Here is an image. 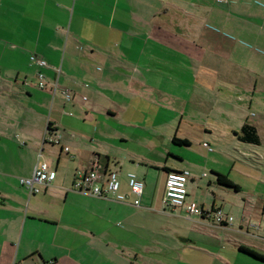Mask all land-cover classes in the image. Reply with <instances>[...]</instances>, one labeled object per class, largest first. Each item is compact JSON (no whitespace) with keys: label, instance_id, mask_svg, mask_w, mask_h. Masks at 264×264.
<instances>
[{"label":"crops","instance_id":"1","mask_svg":"<svg viewBox=\"0 0 264 264\" xmlns=\"http://www.w3.org/2000/svg\"><path fill=\"white\" fill-rule=\"evenodd\" d=\"M152 1L0 0V264H90L85 256L73 252L83 247L106 256L112 264H170L166 257H147L145 254L151 253L147 248L155 247L159 251L164 247L165 251L156 254L166 253L170 228L181 231L180 221L198 223L209 219L207 215L188 218L193 214L188 215L183 206L164 204L165 183L160 195L147 192L151 185L150 174L143 165L149 166L151 161L137 156L131 160L137 158L139 163L132 162L133 167H129L128 172L135 173L144 188L140 205H133V195L127 185L128 172L124 179L120 169L109 165V156L101 153L104 139L110 136L109 123H105L104 116L129 123L124 116L137 97L136 88H149L146 81L135 79L138 71L137 65L133 66L135 59L113 61L111 53L105 52L107 48L115 47L119 52L127 50L130 55L146 54L147 47L154 45V41L165 51L172 43L197 56L204 52L200 49L205 39L198 38V34L202 29L210 34L208 21L221 18L224 13L216 5L211 8L208 2H190L189 6L198 7L199 13L200 8L203 9L204 24L198 28L199 33L195 32L197 40H193V33H190L191 39H186L183 30L187 22L183 17L175 22L170 17L164 18L172 8L177 13H186L185 0H157L161 2L158 8L165 9L157 13L152 10ZM224 2L229 13H241L237 18L224 15V20L218 21L224 29L234 33L241 26L242 31L250 30L258 40L264 39V0ZM147 7L151 8L143 12L137 10ZM252 7L255 10L251 11ZM198 21L199 17H191L188 24ZM261 23L263 26L255 25ZM143 36L146 39L137 46V40ZM30 53L42 57L47 67L32 64ZM98 56L107 57L109 64L104 68L96 66L94 61ZM114 67L120 75H110ZM127 67L133 71L132 79H122L124 84H121V71H126ZM144 68L154 71L149 66ZM37 70L44 73L48 82L57 79L55 93L36 86ZM175 78L161 77L160 82L165 80L160 88L187 86L185 81ZM105 86L115 89L107 94L95 90ZM83 91L92 92L90 103H84L87 97ZM78 123L86 128L79 130ZM127 138L124 136L121 141ZM93 156L99 158L106 170L117 171L119 193L126 196L124 201L72 189L75 173L85 169ZM41 161L54 169L56 176L50 186H41L38 193L29 194L19 178L30 176ZM161 167L188 170L191 182L200 170L197 163L181 155L177 163L169 164L166 160ZM215 167L210 166L211 173L226 174ZM162 173L166 178V171ZM211 178L207 184L214 194L213 191L222 186L215 182L213 173ZM185 202L189 203L187 199ZM260 211L264 213V203ZM244 224L246 232L253 230ZM242 226L240 223L239 230ZM180 235L187 247H196L194 240Z\"/></svg>","mask_w":264,"mask_h":264},{"label":"rangeland","instance_id":"2","mask_svg":"<svg viewBox=\"0 0 264 264\" xmlns=\"http://www.w3.org/2000/svg\"><path fill=\"white\" fill-rule=\"evenodd\" d=\"M185 2L186 13H177L172 8L168 9L164 18L170 17L175 22L183 17L184 22H187L183 30L186 39H191L190 33H193V40H197L195 32L199 33L198 28H202L204 24L203 9L200 8L199 13L198 7L189 6L190 2H208L211 8L216 5L218 10L224 11L221 18H211L208 21L210 34L203 29L198 34V38H205L200 39L203 40L200 52H204L196 56L172 46V43L169 50L165 51L154 41V45L146 49L148 55H130L129 51L119 52L115 47L105 51L106 54L111 53L113 61L116 58L135 59L133 66L137 65L138 68L135 79L146 81L149 88H136L137 97L131 101L132 107L124 116L129 123L104 116L105 123H109L107 128L110 136L104 139L101 153L109 156V165L120 169L123 178L128 168L133 167L132 162L139 163L137 158L150 160L149 166L143 165L150 174L148 178L151 185L147 192L159 195L165 183L161 165L166 160L169 164L177 163L179 155L184 156L200 167L195 181L191 182L188 178L186 182L187 202L193 201L208 211L213 204V211L219 208L224 214L233 217L226 224L215 222L210 217L198 223L180 221L181 231L175 227L170 228L167 233V242L170 244L167 252L156 254L161 250L165 251L164 247L159 251L155 247L147 248L148 252L151 251L145 254L147 257H166L170 264H264V261L238 249L239 244L245 243L264 254V213L260 214L264 203V39L258 40L255 32L250 30L242 31L241 26L234 33L224 29L218 22L224 20V15L228 17L230 14L237 18L241 14L229 13L224 8V1ZM160 3L152 1L154 12L165 11L158 8ZM150 8L137 10L143 12ZM253 10L254 7L251 11ZM191 17H199V21L188 24ZM243 25H246L245 22ZM255 25L263 26V23ZM172 27L174 29L175 25ZM144 39V36L138 39L137 46ZM95 63L104 68L109 64V59L98 56ZM145 66L154 71H145ZM125 70L121 71V84H124L122 79H132L133 71L129 67ZM112 74L120 75V71L114 67V72L110 75ZM161 77H176L185 81L187 86L183 89H176L175 86L160 88L165 80L160 82ZM114 89L105 86L95 90L107 94ZM83 94L87 97V100H83L84 103H90L93 99L92 92L83 91ZM97 98L98 96L95 99ZM245 123L256 128L257 143L239 138L242 134L241 127ZM76 128L83 130L86 126L79 124ZM123 135L128 137L127 140L121 141ZM173 135L186 138L191 143L173 144ZM203 141L208 145H203ZM136 156V159L131 160V157ZM210 166L221 168L239 185L240 190L222 187L213 191V194L207 184L208 178L212 177ZM185 216L188 217L187 214ZM192 217L199 219L200 215L193 214L188 218ZM249 222L258 223L259 228L246 232L244 223ZM240 223L243 226L239 230ZM179 234L194 240L196 247H187ZM73 252L85 256L90 264H112L106 256L88 247L74 249Z\"/></svg>","mask_w":264,"mask_h":264},{"label":"built area","instance_id":"3","mask_svg":"<svg viewBox=\"0 0 264 264\" xmlns=\"http://www.w3.org/2000/svg\"><path fill=\"white\" fill-rule=\"evenodd\" d=\"M223 2L226 0H217ZM29 60L39 68L47 67L46 61L38 56L36 53H30ZM57 79L52 82L46 80V76L40 70L36 71V86L41 89H49L51 93H55L57 89ZM64 96L69 98L66 92ZM49 142L53 141L50 137H45ZM45 141V140H44ZM55 142V141H53ZM204 145H207L204 143ZM67 147L64 150L67 151ZM189 172L187 170H172L166 173L165 187L163 195V203L171 207L183 206L189 214L201 215V208L194 202L186 203V181ZM56 176V171L51 169L45 161H41L35 165L33 171L28 177H20L19 182L27 190L29 194L38 193L40 187L50 186ZM127 185L129 192L133 195L132 204L135 206L140 205L141 196L143 193L144 183L133 172H128ZM73 190L84 192L86 194L96 197H113L116 200L124 201L125 195L119 193L120 180L117 171L106 170L104 165L98 157L93 156L89 165L80 171H77L73 177L72 185ZM212 218L215 222H223L226 224L232 221V217L224 214L219 208L213 213ZM247 227L258 229L259 224L249 222Z\"/></svg>","mask_w":264,"mask_h":264},{"label":"trees","instance_id":"4","mask_svg":"<svg viewBox=\"0 0 264 264\" xmlns=\"http://www.w3.org/2000/svg\"><path fill=\"white\" fill-rule=\"evenodd\" d=\"M46 133L49 136V134H50L49 128L47 129ZM241 133L242 134L239 136V138L242 139L243 141L252 142V143H257L258 142L257 131H256V128L253 125L248 124V123L243 124L242 127H241ZM171 142L173 144H178V145H189L190 144L189 141L186 138H178V137H176V135H173L171 137ZM161 169L165 170L166 173L173 170V169H168L166 167H161ZM212 173H213V176L215 177V182L217 184H219L220 186L231 188L234 191H239L240 190L239 185L234 183L226 174L219 173V172H212ZM187 180H188V178H187ZM198 207H200V206H198ZM200 208H201V211H202L200 216L203 217V218L205 217V215H207L208 217L212 218L213 212L216 211V210L213 211L212 207L210 208L209 211L208 210H204L202 207H200ZM232 220H233V217H232ZM238 249L240 251L246 253V254H249L250 256H253L254 258H256L258 260L264 261V254L258 252L257 250H255L251 246L244 245V244H239Z\"/></svg>","mask_w":264,"mask_h":264}]
</instances>
